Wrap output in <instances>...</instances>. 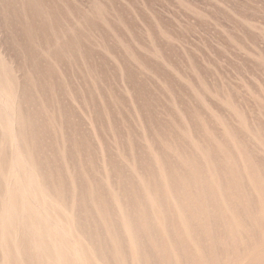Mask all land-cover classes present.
<instances>
[{
  "label": "rangeland",
  "instance_id": "1",
  "mask_svg": "<svg viewBox=\"0 0 264 264\" xmlns=\"http://www.w3.org/2000/svg\"><path fill=\"white\" fill-rule=\"evenodd\" d=\"M0 264H264V0H0Z\"/></svg>",
  "mask_w": 264,
  "mask_h": 264
}]
</instances>
